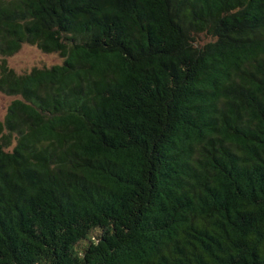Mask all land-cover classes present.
<instances>
[{
	"label": "trees",
	"instance_id": "trees-1",
	"mask_svg": "<svg viewBox=\"0 0 264 264\" xmlns=\"http://www.w3.org/2000/svg\"><path fill=\"white\" fill-rule=\"evenodd\" d=\"M0 93V264H264V0H0Z\"/></svg>",
	"mask_w": 264,
	"mask_h": 264
},
{
	"label": "rangeland",
	"instance_id": "rangeland-1",
	"mask_svg": "<svg viewBox=\"0 0 264 264\" xmlns=\"http://www.w3.org/2000/svg\"><path fill=\"white\" fill-rule=\"evenodd\" d=\"M7 62L16 72H21L32 67L58 64L60 58L56 54H42L34 47L23 46L17 53L9 57ZM12 100L13 98L0 93V121L4 119L7 107Z\"/></svg>",
	"mask_w": 264,
	"mask_h": 264
}]
</instances>
